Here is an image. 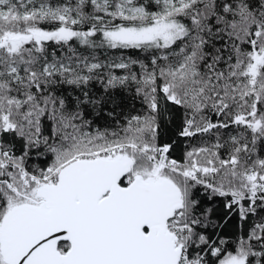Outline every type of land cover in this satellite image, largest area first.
<instances>
[{
    "label": "snow or ice",
    "instance_id": "1",
    "mask_svg": "<svg viewBox=\"0 0 264 264\" xmlns=\"http://www.w3.org/2000/svg\"><path fill=\"white\" fill-rule=\"evenodd\" d=\"M0 264H264V0H0Z\"/></svg>",
    "mask_w": 264,
    "mask_h": 264
}]
</instances>
